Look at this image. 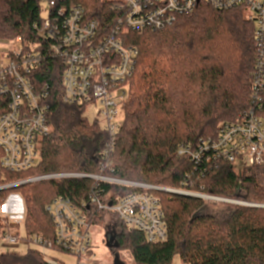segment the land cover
<instances>
[{"label":"trees","instance_id":"16d2710c","mask_svg":"<svg viewBox=\"0 0 264 264\" xmlns=\"http://www.w3.org/2000/svg\"><path fill=\"white\" fill-rule=\"evenodd\" d=\"M41 1L0 0V40L20 38L25 53L36 46L41 62L32 81L38 91L49 87L44 99L47 121L65 144L47 164L22 173L5 172L0 186L42 174L82 173L264 205V166H244L238 172L227 161L196 165L178 156L180 146L195 148L202 139L215 138L222 123L251 106L256 43L254 26L243 9L220 11L200 2L193 13L161 30L121 29L125 45L136 47L139 55L125 118L108 157L110 167L105 168L109 134L84 116V106L63 103L64 65L52 57L50 43L37 30L44 19ZM61 4L82 8L86 19L99 23V35L111 33L121 18L110 0ZM97 189L116 195L138 191L90 179L45 180L0 190V207L11 194L20 193L26 237L54 240L46 206L58 196L77 204ZM147 192L161 201L167 240L149 243L141 232L117 223L119 248L113 250L128 253L133 264H173L176 256L182 264H264V207L231 205L229 218L219 221L197 214L205 205L200 198ZM89 211L93 225L112 216L93 206ZM0 264L48 263L41 250L33 248L22 255L0 252Z\"/></svg>","mask_w":264,"mask_h":264},{"label":"built area","instance_id":"2783aa9c","mask_svg":"<svg viewBox=\"0 0 264 264\" xmlns=\"http://www.w3.org/2000/svg\"><path fill=\"white\" fill-rule=\"evenodd\" d=\"M47 17L37 29L50 43L52 57L63 65V103L86 107L99 104L103 121L97 123L109 134L103 150V167H110L108 157L114 152L119 127L125 118L124 107L130 98L129 81L139 51L126 46L121 29L142 32L157 31L172 25L179 17L193 13L200 2L216 10H244L254 26L256 62L251 83V106L232 121L220 125L215 138L202 139L195 148L180 146L178 156H185L196 165H214L227 161L234 166H264V0H110L120 14L111 33L99 35V23L88 20L82 8L67 7L63 0H46ZM0 52V179L5 172L22 173L57 159L65 139L57 138L47 121L48 106L44 99L49 87L37 90L32 73L41 62V55L32 46L25 53L20 38ZM90 179L119 187L137 189L132 193L114 194L97 189L87 200L74 203L64 196L56 197L46 211L52 218L54 240L27 237L41 251L61 252L76 259L77 264H92L87 253L92 247L93 226L90 207L112 215L117 223L141 232L149 243L167 240V227L161 201L147 191H161L200 198L205 202H229L237 205L264 207L244 201L228 200L204 193L174 190L118 179L112 176L82 173H51L29 177L0 186V190L45 180ZM2 220V221H1ZM0 244L14 245L23 240L17 231L20 223L0 215ZM15 230L16 232H12ZM48 264H60L45 252Z\"/></svg>","mask_w":264,"mask_h":264},{"label":"rangeland","instance_id":"374dc122","mask_svg":"<svg viewBox=\"0 0 264 264\" xmlns=\"http://www.w3.org/2000/svg\"><path fill=\"white\" fill-rule=\"evenodd\" d=\"M42 14L46 18L49 12V5L46 0L41 1ZM12 47L11 43H5L0 41V52L6 53ZM84 116L89 119H98L103 121V116L101 115V107L99 104H88L84 110ZM244 165L242 163H237L235 169L241 172ZM231 205H237L229 202H205L203 208L197 213L198 215H211L214 216L219 221H225L229 218L232 207ZM0 215H7L11 220L16 219L20 223V228L17 231L19 233L20 239L23 240L14 245H4L0 244L1 253H12V254H25L29 249L38 248L33 242L26 240V234L24 230L26 207L24 198L20 193H13L7 199L5 205L0 207ZM114 218L108 216L100 224H95L91 228V234L93 236V244L87 253V258H90L92 264H113L114 256L119 254L120 259L125 264H133L132 259L129 254L123 250L116 252L107 247V241L112 235V230L114 229ZM2 221V220H1ZM0 221V225H2ZM12 232H16L12 230ZM43 252V251H41ZM48 256L57 260L60 264H77V261L73 257H69L61 252H46ZM43 252V253H44ZM173 264H182L179 256H176Z\"/></svg>","mask_w":264,"mask_h":264},{"label":"water","instance_id":"95a60500","mask_svg":"<svg viewBox=\"0 0 264 264\" xmlns=\"http://www.w3.org/2000/svg\"><path fill=\"white\" fill-rule=\"evenodd\" d=\"M107 247L111 250L119 248V244L116 242V235H110L107 241ZM113 264H125L121 261L119 254L114 256Z\"/></svg>","mask_w":264,"mask_h":264},{"label":"flooded vegetation","instance_id":"af4514ba","mask_svg":"<svg viewBox=\"0 0 264 264\" xmlns=\"http://www.w3.org/2000/svg\"><path fill=\"white\" fill-rule=\"evenodd\" d=\"M112 234H113V235H116V231H115V229L112 230Z\"/></svg>","mask_w":264,"mask_h":264}]
</instances>
